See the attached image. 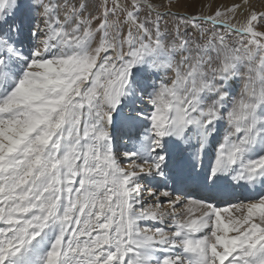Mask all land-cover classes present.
<instances>
[{
    "label": "snow or ice",
    "instance_id": "obj_1",
    "mask_svg": "<svg viewBox=\"0 0 264 264\" xmlns=\"http://www.w3.org/2000/svg\"><path fill=\"white\" fill-rule=\"evenodd\" d=\"M0 0V264H264V4Z\"/></svg>",
    "mask_w": 264,
    "mask_h": 264
},
{
    "label": "rangeland",
    "instance_id": "obj_2",
    "mask_svg": "<svg viewBox=\"0 0 264 264\" xmlns=\"http://www.w3.org/2000/svg\"><path fill=\"white\" fill-rule=\"evenodd\" d=\"M234 2H241V0H178L173 10L194 14L202 9L207 11L204 6L208 4H211L214 9L218 5H230ZM252 3H254L257 8H260L261 5L264 4V0H252Z\"/></svg>",
    "mask_w": 264,
    "mask_h": 264
}]
</instances>
